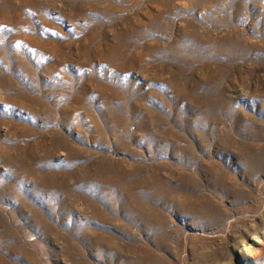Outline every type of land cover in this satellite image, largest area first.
<instances>
[{
	"label": "rangeland",
	"instance_id": "1",
	"mask_svg": "<svg viewBox=\"0 0 264 264\" xmlns=\"http://www.w3.org/2000/svg\"><path fill=\"white\" fill-rule=\"evenodd\" d=\"M263 233L264 0H0V264H264Z\"/></svg>",
	"mask_w": 264,
	"mask_h": 264
},
{
	"label": "bare ground",
	"instance_id": "2",
	"mask_svg": "<svg viewBox=\"0 0 264 264\" xmlns=\"http://www.w3.org/2000/svg\"><path fill=\"white\" fill-rule=\"evenodd\" d=\"M262 239L264 240V233H263V235H262ZM264 242V241H263ZM263 242H261L262 244H264ZM259 243H260V239H259ZM263 247H264V245H262ZM259 248V247H258ZM260 249V248H259ZM259 249H257L258 251H260V253L259 254H261V249L259 250ZM257 250H256V254L258 253L257 252ZM259 254H257V255H259Z\"/></svg>",
	"mask_w": 264,
	"mask_h": 264
}]
</instances>
